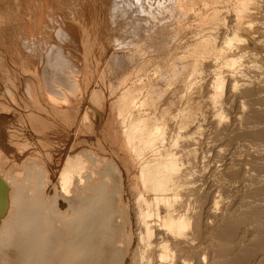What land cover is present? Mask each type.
<instances>
[{
	"label": "bare ground",
	"instance_id": "bare-ground-1",
	"mask_svg": "<svg viewBox=\"0 0 264 264\" xmlns=\"http://www.w3.org/2000/svg\"><path fill=\"white\" fill-rule=\"evenodd\" d=\"M105 2L114 77L92 93L63 47L0 51V264H264V0H160L140 34ZM139 39L160 54L150 79Z\"/></svg>",
	"mask_w": 264,
	"mask_h": 264
},
{
	"label": "rangeland",
	"instance_id": "rangeland-1",
	"mask_svg": "<svg viewBox=\"0 0 264 264\" xmlns=\"http://www.w3.org/2000/svg\"><path fill=\"white\" fill-rule=\"evenodd\" d=\"M105 1H107V0H102V3H101V0L100 1L99 0L98 1L97 0H11V2H13V3H10V0H0V14H3V15L5 14L7 16V14H6L7 12L9 15V11H13V10H7L10 8V5L11 4L13 5L11 7V9L13 7H15V8H13L14 13H15V14L13 13V16H10V17L7 16L6 17L7 19H6L5 15H4V18L2 19L1 15H0V17H1L0 20L2 19V21H0L1 22L0 30L3 31L5 29V31H3L4 34H2V31L0 33V35L2 34V40L4 39V41L0 40V51L4 52L6 57L10 56L9 55L10 54L9 53L10 48L8 47V50H7V47H6L9 44H6V43H10L12 41V36L15 38L16 43L18 42L16 45L20 44L21 46H23V43H21V41L23 40V42L26 43L25 39H26V37L27 38L29 37V40L32 42V44L35 45V49H37V50L39 47H40L39 50H42V46H37V45H42L43 43H45V41L48 44L47 45L45 43L46 46H53V44H54L55 46L63 47L65 50L68 51V53L70 51V54H68V55H70V56H68L70 59L68 58L69 60L67 59V61L71 60L70 61L71 63L75 62V65L72 63L73 65L68 64L69 66L66 65V67L65 66L62 67V71L64 72V73L62 72L63 75H66V76L71 75V78H73V79L74 78L80 79V77H79V75H80L81 77H83L85 83L87 84L88 92L92 93L95 90V88L98 87L99 80L100 81L103 80L102 78L109 80V78L112 79L114 77V76H112V75H114V68H113V66H111L112 64L110 61V56H111L110 53H111V51L113 52V50H114V44L112 45L108 40L110 33L107 32L105 29L104 30L106 32H104L103 29L100 28V27H103L101 24V20H100L101 14H102V8L101 7H103V5L106 3ZM159 1L160 0H116V3H117L116 5L118 6V7H116V10H118V14L116 12V19H118V20L126 19V22H125V20L121 21L124 24V23H127L128 19H130L132 17H137L139 25L137 24L136 26L137 27L140 26V27H138L139 34H140V30H141V32L144 31V28L141 25L142 24L144 25L145 22L143 20L141 22H139V20L142 19L144 16H145L144 18L146 19L149 11L151 9L155 10L158 7L157 4L159 3ZM98 7H99V9H98ZM100 10H101V12H100ZM1 11H4V13ZM16 11H17V13H16ZM10 13L12 15V12H10ZM98 14H100V15H98ZM21 15H23V16H21ZM40 16H41V18H40ZM99 16H100V18H99ZM193 18H194V16L191 15L186 20V22H188V21L189 22L188 23L185 22L187 24V26L189 27L188 28L185 25L188 32H190L192 30V28H194V26H193L194 24H192V23L195 21L193 20ZM4 20H5V23H4ZM6 20H8V21H6ZM43 21H44V23H43ZM56 21H59V22H57V24H56ZM34 23H35V26L37 25V27H34ZM62 23H63V25L66 24L67 26H70L71 24H76L77 31L80 28V31H81L83 37H85L84 40L86 41V50L85 51L82 49H79L80 47H77L73 43L74 46L77 47V49H76L72 45V43L69 42V40H67L69 38H66L67 41L64 39L65 37L62 38L60 36V38H58V35L56 34L55 31L59 30V29H57V27L59 28L62 25ZM95 23H96V25H95ZM189 23H190V25H189ZM45 24H46V26H45ZM119 24H120V22H119ZM168 24H169V22H165L163 24V28L166 27V25H168ZM191 26H193V27H191ZM60 28L62 29V27H60ZM83 28H84V31H83ZM118 28H120V27H118ZM61 29L57 32L59 35H61L59 33V32H61ZM101 29L104 33L101 31ZM77 33H79V31ZM119 34L121 36L124 33L121 32ZM3 35H4V37H3ZM54 35H56V36H54ZM188 35H190V33ZM77 36L79 38V34ZM125 36L126 35H123V36H121V38H124ZM137 36H140V35H137ZM188 37H190V36H188ZM47 38H49V39H47ZM42 39H45V40H42ZM61 39H63L66 43ZM29 40H27V41H29ZM35 40H37V41H35ZM19 41H20V43H19ZM40 41H41V44L39 43ZM138 42H141L142 45L140 43L138 44ZM2 43L4 45H2ZM28 43H30V42H28ZM146 43L147 42L145 40L139 39L138 41H133L132 45L135 46V50H137V49L139 50V51L137 50L136 52H137L138 58L141 61V63L144 61V63H143L144 66L142 67L143 68L142 74H143L144 79H150V78L159 74V68L160 67L158 68L157 65H159L158 63H159V60L161 61V59H160V54H157V55L151 54L152 53L151 51L145 49L146 45H147ZM100 44H101V46H100ZM20 45L17 47L15 46L14 48L19 47V49L22 50L23 47H21ZM137 45L139 47H137ZM3 46L6 48H3ZM136 47H137V49H136ZM142 49H145V51ZM7 51H8V53H7ZM117 51H120V50H117ZM120 52L122 53L123 51L121 50ZM71 53L72 54L74 53L72 55V57H71ZM145 54H147V55H145ZM148 54L150 56H148ZM154 55H155V57H154ZM78 56L80 57V59ZM156 56H158V57H156ZM108 58H109V60H108V62H106V60ZM155 58L158 60H156ZM73 60H75V61H73ZM26 61H28V60H26ZM67 61H66V63H67ZM70 62H68V63H70ZM160 64H161V62H160ZM109 65H110L111 69H110ZM65 68H66V70H65ZM107 71H109V73ZM106 73H108V74H106ZM103 74H104V76L102 77ZM260 76H263V75H260ZM80 81H81V79L79 80V83H80ZM67 82H68V84L67 83H65V84H67L68 90L67 89L66 90H67V93L69 95L68 97L70 98V102L68 104H69V106H72V105H75V99L78 97L80 98V90L77 87L76 82L74 83L72 80H68ZM239 90L241 91V89H239ZM239 90L235 91V95H239V97H237L239 100V103H237L238 101L236 98H235L236 101L233 100L234 98L231 97V95H228V94L225 95V99H226L225 109L228 108V110H227L228 112H226V113H227V115L230 114V115H228L230 118H227V119L232 118L231 115L233 116V113L235 111V109H233V108L237 107L236 108L237 110L240 109L241 101L243 100V98H241ZM59 95H60L59 98H62L64 96V94L62 96H61V94H59ZM228 100H229V102L227 103ZM232 101L236 102L237 104L233 103ZM79 102H81V101L79 100ZM233 104H235L236 106H234ZM232 105H233V107H232ZM230 107H232V109ZM230 109H231V111H229ZM242 146H244V145H242ZM242 148H244V147H242ZM244 151H245V148L242 151V153H244L245 156H242L243 155L242 153H241L242 154L241 156L243 158H245L247 156L246 159H248V160L251 159V156L247 155L248 153H250V151L249 152H248V150H246L245 152ZM238 156L241 157L240 155H237V157ZM225 157L226 156H224V158L222 157L223 160H225ZM227 157L230 159V156H227ZM227 157H226V160H227ZM222 158H220V159L222 160ZM217 160H219V159H217ZM214 164L215 163L213 162V166H214ZM224 165H225V163H224ZM255 185L258 186V184H255ZM250 188L255 189L257 187H254V185H253ZM258 188H260V187H258ZM239 189H241L240 192L243 194L246 193L245 190H248L247 186L244 184H242L239 187ZM231 202H232V200L226 199V204L222 208L223 211L221 210L222 213L225 211L224 209H228V206H230L233 203V202L232 203ZM221 212H219V214H221Z\"/></svg>",
	"mask_w": 264,
	"mask_h": 264
}]
</instances>
